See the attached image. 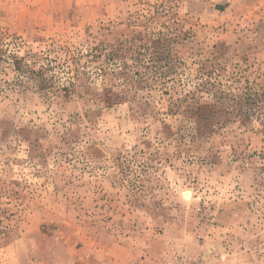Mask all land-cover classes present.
Masks as SVG:
<instances>
[{"label":"rangeland","instance_id":"1","mask_svg":"<svg viewBox=\"0 0 264 264\" xmlns=\"http://www.w3.org/2000/svg\"><path fill=\"white\" fill-rule=\"evenodd\" d=\"M0 42L48 83L0 96V264H264V0H0Z\"/></svg>","mask_w":264,"mask_h":264},{"label":"trees","instance_id":"2","mask_svg":"<svg viewBox=\"0 0 264 264\" xmlns=\"http://www.w3.org/2000/svg\"><path fill=\"white\" fill-rule=\"evenodd\" d=\"M100 45L101 47L96 45L88 53V55L92 57L91 61L102 56L110 57L111 59H114L115 56L119 57L120 49L114 50L115 53L112 54L111 52L109 53L106 51V46L103 43ZM99 48H102V51L97 53L96 51ZM54 50L55 48L52 51ZM59 50L64 52V49L62 48ZM68 51L66 52L69 54L70 51ZM103 51H105V54ZM26 58V56H20L16 53H12L11 49L8 47L4 48V43L0 42V73L5 74L7 68H12L13 71H15V77L13 80L0 78V96L7 97L8 90L12 92H26L29 89L42 91L48 86L47 78H45L42 72L43 68L41 70L32 68ZM71 58L72 60H75L72 55ZM99 71H103V74H106L104 66H101Z\"/></svg>","mask_w":264,"mask_h":264},{"label":"built area","instance_id":"3","mask_svg":"<svg viewBox=\"0 0 264 264\" xmlns=\"http://www.w3.org/2000/svg\"><path fill=\"white\" fill-rule=\"evenodd\" d=\"M182 264H201V263L196 259H189V258L184 256Z\"/></svg>","mask_w":264,"mask_h":264}]
</instances>
